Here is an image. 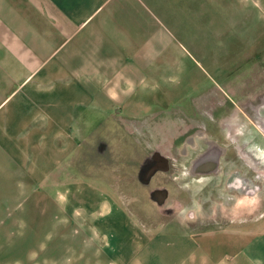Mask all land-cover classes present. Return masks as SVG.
I'll return each mask as SVG.
<instances>
[{
	"label": "crops",
	"instance_id": "1",
	"mask_svg": "<svg viewBox=\"0 0 264 264\" xmlns=\"http://www.w3.org/2000/svg\"><path fill=\"white\" fill-rule=\"evenodd\" d=\"M220 5L0 0V184L60 183L56 169L82 146L72 139L76 127L86 130L93 115L132 121L151 114L156 89L172 88L174 74L194 58L191 50H204L205 25L215 30ZM260 196L251 199L262 204L258 217L252 211L214 230L164 228L151 235L121 208L104 212L103 204L94 228L113 229L100 230L106 240L92 243L87 264H264ZM11 200L0 195V210Z\"/></svg>",
	"mask_w": 264,
	"mask_h": 264
},
{
	"label": "rangeland",
	"instance_id": "2",
	"mask_svg": "<svg viewBox=\"0 0 264 264\" xmlns=\"http://www.w3.org/2000/svg\"><path fill=\"white\" fill-rule=\"evenodd\" d=\"M221 3L215 30L205 25L204 50H191L194 58L174 74L172 88L167 83L166 89H156L151 114L132 121L120 119L124 113L117 115L119 121H112L111 114L93 115L86 130L76 127L72 139L82 146L56 169L60 183L32 184L28 179L26 185L0 184V195L13 198L9 208L0 210V264H87L92 243L106 240L100 230L113 229L94 228L103 204L104 212L121 208L150 235L164 228L214 230V225L248 218L252 211L253 217L263 214L261 202L252 204L251 199L264 193V150L254 131L247 138L248 145L253 143L250 149L234 134L251 125L264 136L263 122H249L241 113L246 105L238 103H254L264 90V0ZM236 102L238 108H223ZM181 127L201 129L188 137V144L195 136L207 143L188 149L184 157L180 145L173 143ZM234 141L236 171L229 167ZM208 143L220 150L212 149L215 158L207 170H197L195 159ZM169 145V172L150 180L148 174L144 183L145 163L155 150L167 153ZM221 175L226 176L222 182L217 180Z\"/></svg>",
	"mask_w": 264,
	"mask_h": 264
},
{
	"label": "flooded vegetation",
	"instance_id": "3",
	"mask_svg": "<svg viewBox=\"0 0 264 264\" xmlns=\"http://www.w3.org/2000/svg\"><path fill=\"white\" fill-rule=\"evenodd\" d=\"M261 93H260L261 95L255 100L254 103L253 102H248V103L247 102H243V103L242 102H238V103L246 105L245 106V111L246 112H241L243 114L242 116H245V118L249 122H252V120H251L252 118H256V120H258L260 122H263L262 124L264 126V90L261 91ZM254 95H252L250 97H253ZM224 106L225 107H223V106L222 107L224 109H226V110L231 109L232 107H237L238 108L237 102L236 103H231V105H228V106L227 105H224ZM256 108H258V109H256ZM259 108H261L262 111L259 112ZM226 110L223 113H221L215 120L222 118L224 116V113L226 112ZM178 130L180 132L175 137V139L173 140V143H176V145H180V148H181V151H182V154L184 155V157L187 155L188 149H190V148H192L194 146L192 149L193 150H197L198 147L201 144L204 145V142L207 143V141H205V138H200L198 136H195L194 138H192L193 139V143L188 144L189 143L188 142V137L193 135L195 132L200 131L201 130L200 128H191V129L188 130L187 128L183 129L181 127ZM239 131H240V133H239V137H238V133L237 132H239ZM253 131L255 133V138H256L255 142H258L259 144L261 143L262 145L260 144L259 146L262 148V150H264V144H263L264 143V136H262L263 133L262 132L260 133L261 130L258 129V128L256 130H253V128L251 129V125H250V129L247 126H245L244 129L243 128L242 129H238L237 128L236 131H235L234 136H235L236 139L238 138L239 141H243L244 142V144L242 145L244 147V149H247V148L250 149L253 146L252 145L253 143L250 140V143L248 145L247 144V138H251L252 139V135L251 134L253 133ZM258 133H260V134H258ZM238 139H237V141H238ZM237 141L233 142L232 150H233L234 147L236 148V142ZM207 146H208V148L206 150L205 149H200L201 153L196 157V159H195L196 161L194 160L197 163V165H196V169L197 170H202V171L207 170V168H206L207 164L211 163L212 161H214L213 159L215 158L214 157V155H215L214 153L215 152L214 151L212 152V149L215 148L217 151L220 150V146L217 145V144H213L212 146H210L209 143H208ZM168 148L170 150H167V153L165 152V154L160 153L159 149L155 150L153 152L152 156H151V161L147 160V162L145 163V165H144V167L142 169L143 178H142V173L140 175V179L142 178L143 182H144V179L146 178L145 176L148 175V174L150 175V178H149V180H150L156 174L169 172L170 168H168L167 171H165V168H167V166L169 167V164H170V166L172 164V160H171V158H169L170 157L169 154L171 153V150H172L173 146L170 147V145H169ZM236 153L237 152L235 150L231 151L232 155L229 158V167H233V166L236 165V163H237L236 162ZM247 154H248V152H247ZM154 155H157V156L155 157ZM249 156H250V158L252 157L251 151H250ZM164 158H166L167 160L164 161ZM165 163H167V166H166ZM219 173L220 172L218 171V174ZM225 178H226V176L221 175V177L217 178V180L222 182ZM235 181L240 182L237 179H235ZM241 186L243 187V185H241ZM159 200L162 201L161 198H159Z\"/></svg>",
	"mask_w": 264,
	"mask_h": 264
}]
</instances>
